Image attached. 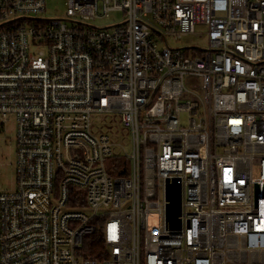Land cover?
<instances>
[{
	"label": "built area",
	"instance_id": "1",
	"mask_svg": "<svg viewBox=\"0 0 264 264\" xmlns=\"http://www.w3.org/2000/svg\"><path fill=\"white\" fill-rule=\"evenodd\" d=\"M44 2L0 0V264H264V0Z\"/></svg>",
	"mask_w": 264,
	"mask_h": 264
},
{
	"label": "rangeland",
	"instance_id": "2",
	"mask_svg": "<svg viewBox=\"0 0 264 264\" xmlns=\"http://www.w3.org/2000/svg\"><path fill=\"white\" fill-rule=\"evenodd\" d=\"M65 0H45L44 11L40 14L46 20L63 18L65 15ZM121 12H111L106 17L96 18L90 23L96 27H106L122 21ZM202 28H198V32H202ZM169 46L177 48L195 47L199 49H207V41L202 33L201 37L186 36L180 39L168 40ZM125 133L118 128L115 139L122 140ZM126 151L129 152L130 147L127 143ZM15 132L12 124H0V193L10 192L15 186L14 161H15Z\"/></svg>",
	"mask_w": 264,
	"mask_h": 264
},
{
	"label": "water",
	"instance_id": "3",
	"mask_svg": "<svg viewBox=\"0 0 264 264\" xmlns=\"http://www.w3.org/2000/svg\"><path fill=\"white\" fill-rule=\"evenodd\" d=\"M166 197L168 204L166 206V220L171 228H179L180 197L179 184L174 181L167 184Z\"/></svg>",
	"mask_w": 264,
	"mask_h": 264
},
{
	"label": "trees",
	"instance_id": "4",
	"mask_svg": "<svg viewBox=\"0 0 264 264\" xmlns=\"http://www.w3.org/2000/svg\"><path fill=\"white\" fill-rule=\"evenodd\" d=\"M102 249V236L98 232L94 236L86 238L84 247V256L86 259H100V253L98 252Z\"/></svg>",
	"mask_w": 264,
	"mask_h": 264
}]
</instances>
